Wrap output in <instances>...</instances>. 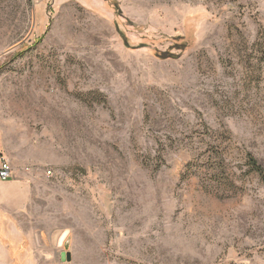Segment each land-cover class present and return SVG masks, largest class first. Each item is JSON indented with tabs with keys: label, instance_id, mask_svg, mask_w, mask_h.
Instances as JSON below:
<instances>
[{
	"label": "rangeland",
	"instance_id": "rangeland-1",
	"mask_svg": "<svg viewBox=\"0 0 264 264\" xmlns=\"http://www.w3.org/2000/svg\"><path fill=\"white\" fill-rule=\"evenodd\" d=\"M0 135V264H264V0H0Z\"/></svg>",
	"mask_w": 264,
	"mask_h": 264
},
{
	"label": "built area",
	"instance_id": "built-area-1",
	"mask_svg": "<svg viewBox=\"0 0 264 264\" xmlns=\"http://www.w3.org/2000/svg\"><path fill=\"white\" fill-rule=\"evenodd\" d=\"M14 173L15 168L4 151L3 141L0 135V181H6L13 178Z\"/></svg>",
	"mask_w": 264,
	"mask_h": 264
},
{
	"label": "trees",
	"instance_id": "trees-1",
	"mask_svg": "<svg viewBox=\"0 0 264 264\" xmlns=\"http://www.w3.org/2000/svg\"><path fill=\"white\" fill-rule=\"evenodd\" d=\"M248 163L252 171L259 173L264 178V167L252 154L249 155Z\"/></svg>",
	"mask_w": 264,
	"mask_h": 264
},
{
	"label": "crops",
	"instance_id": "crops-1",
	"mask_svg": "<svg viewBox=\"0 0 264 264\" xmlns=\"http://www.w3.org/2000/svg\"><path fill=\"white\" fill-rule=\"evenodd\" d=\"M12 254H9V264H23L24 260H21L20 256H13ZM27 264H31L29 260H27Z\"/></svg>",
	"mask_w": 264,
	"mask_h": 264
},
{
	"label": "water",
	"instance_id": "water-1",
	"mask_svg": "<svg viewBox=\"0 0 264 264\" xmlns=\"http://www.w3.org/2000/svg\"><path fill=\"white\" fill-rule=\"evenodd\" d=\"M66 247L69 249V241L66 243ZM64 258H66L67 260H71L72 256H71V251L70 250H66Z\"/></svg>",
	"mask_w": 264,
	"mask_h": 264
}]
</instances>
